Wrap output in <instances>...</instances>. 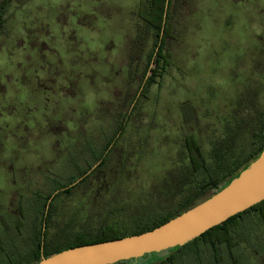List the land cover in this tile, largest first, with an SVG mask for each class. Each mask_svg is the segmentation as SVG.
<instances>
[{"label": "rangeland", "instance_id": "374dc122", "mask_svg": "<svg viewBox=\"0 0 264 264\" xmlns=\"http://www.w3.org/2000/svg\"><path fill=\"white\" fill-rule=\"evenodd\" d=\"M138 2L44 0L33 8L34 0H10L5 5L1 248L31 243L34 201L88 165L129 109L153 44L151 31L137 19ZM172 3L170 64L143 90L124 130L103 153V164L92 166L84 182L54 200L46 228L51 250L82 230L120 225L123 215L130 219L152 205L166 207L173 197L161 191L188 174L186 135L195 136L207 159L221 142L219 150L233 154L246 145L255 116L263 112L261 0ZM156 69L152 64L148 74ZM241 227L235 234L239 264H264V224L254 215ZM211 252L197 242L175 254L182 260L174 264H211ZM6 262L0 251V264ZM223 264H231L229 258Z\"/></svg>", "mask_w": 264, "mask_h": 264}, {"label": "trees", "instance_id": "16d2710c", "mask_svg": "<svg viewBox=\"0 0 264 264\" xmlns=\"http://www.w3.org/2000/svg\"><path fill=\"white\" fill-rule=\"evenodd\" d=\"M165 1L166 0H139L138 2L136 10L137 19L143 25L145 32L147 33L151 31L153 36L152 49L148 55L142 75L138 80L139 95L138 92L134 95L129 109H127L121 116V119L116 122L113 133L106 137L105 143L98 149L96 155L93 153L92 160L87 163L88 165L80 168L77 175L73 176L66 182H54L55 185L52 186L47 195H39V199L34 201L35 216L33 218L34 227L30 233L31 243L28 244L26 248H17V250L14 248L15 245L11 246L9 249L0 247V251L4 252L7 258V262L5 264H36L42 256H49L69 247L111 240L150 230L221 189L241 169L255 159L264 148V109L260 115L255 116L246 145L238 147L233 154L228 152L225 153L227 150H219L221 142L214 148V156L212 159H207L195 136L192 134L186 135L184 142L189 160L188 174L184 173L181 175V177H179L173 185H170L171 182H168L165 189L161 191V194L164 197H173L168 202L166 207H160V205L145 207L140 215H131L130 219H127L126 216L123 215L121 218L122 220H125V222L120 225L101 223L95 229H87L75 233L61 244H54V248L52 250L50 249L51 244L48 243L46 228L49 222V214L51 208L53 207L54 200L62 194L68 193L73 186L84 182L89 177L87 172L91 166H94V169H98L103 164V159H101L103 153L112 140L116 136L118 137L124 130L123 127L129 120V116L131 115L141 92L146 89L149 84L157 82L155 77H162L166 67L170 64V52L167 49L166 43L168 39L172 38L170 17L172 15L171 11L174 5L172 0H168L165 18L163 19ZM8 2H10V0H5L2 5H0V24L3 22L2 15L4 13L5 5ZM152 64H157V69L153 74H148ZM230 141L231 138L228 139V142ZM226 147L229 148V145H226ZM48 201L49 203L46 212L45 209ZM262 202L264 203V199ZM262 202L260 201V203L258 202L244 211L229 217L225 222L211 227L184 245L169 248L167 250L166 257H159V255L152 253L144 255V257L138 259L137 264L144 261L148 264H174L175 260H182L180 257L175 259V254L179 253L183 249H187L190 245H196L197 242H205L203 234H207L209 230L214 232L212 236L213 240L210 243L212 251V258L210 259L211 264H223L224 258H232V264H239L238 259H236V255H233L230 249L231 242L236 240L233 238V235H235L233 231L236 228L233 231L230 229L237 225L238 221L236 217L243 214L245 217H248L246 219H249V212L254 210L256 207H261ZM45 213L46 216L44 215ZM260 215L262 218L261 221L264 224V208L261 209ZM44 217L46 223L44 229L43 248L41 249L42 223ZM19 224H21L20 221ZM224 225L226 226L225 231L223 228ZM244 225H246V223ZM247 233L249 232L244 234ZM220 243H227L226 253L222 254L220 252V249L218 248ZM131 261L132 259L121 260L113 264H129Z\"/></svg>", "mask_w": 264, "mask_h": 264}, {"label": "water", "instance_id": "95a60500", "mask_svg": "<svg viewBox=\"0 0 264 264\" xmlns=\"http://www.w3.org/2000/svg\"><path fill=\"white\" fill-rule=\"evenodd\" d=\"M263 199L264 148L221 189L162 224L138 234L69 247L42 256L36 264H113L121 260L138 259L146 254L181 246ZM44 225L45 217L41 249Z\"/></svg>", "mask_w": 264, "mask_h": 264}, {"label": "flooded vegetation", "instance_id": "af4514ba", "mask_svg": "<svg viewBox=\"0 0 264 264\" xmlns=\"http://www.w3.org/2000/svg\"><path fill=\"white\" fill-rule=\"evenodd\" d=\"M140 79V77H138V80ZM142 91V90H141ZM138 92V91H137ZM143 92V91H142ZM141 92V93H142ZM138 95H139V92H138ZM141 95V94H140ZM140 97V96H139ZM138 100H139V98H138ZM137 100V101H138ZM92 167V166H91ZM94 167V166H93ZM263 200H261V202H262ZM260 203V202H259ZM264 208V203L262 202V206L261 207H256L254 210H251L249 213H250V218L251 219H254V215L256 216V217H258L259 219H260V221H261V215H260V212H261V209H263ZM46 216V215H45ZM237 218V221H238V223H237V225L234 227V228H232V229H230L231 231H233L235 228V230L233 231L235 234H238V233H241V229H243L242 227H241V224H245L246 223V218L247 217H245V215H243V214H241V215H239L238 217H236ZM226 221V220H225ZM224 221V222H225ZM45 223H46V221H45ZM223 223V222H222ZM263 223V222H262ZM224 231H225V229H226V226L224 225ZM44 229H45V225H44ZM244 230V229H243ZM250 230H251V226L248 228V230H244V232L246 233V232H250ZM213 231L212 230H209L208 232H207V234H203V238L205 239V242H202V243H199V244H202V245H204L206 248H208V249H211V241L213 240V238H212V236H213ZM233 234V233H232ZM233 238H235V235H233ZM184 245V244H183ZM241 245V243L236 239V240H234V242H231V247H230V249H231V253L233 254V255H236L237 253H236V247H238V246H240ZM176 247V246H175ZM43 248V247H42ZM218 248L219 249H224L225 250V252H221L222 254L223 253H226V250H227V243H220L219 245H218ZM167 250L168 249H166V250H163V251H160V252H158V253H155V254H157V255H159V257H166L167 255ZM146 255H148V254H146ZM164 255V256H163ZM225 255V254H224ZM142 257H144V256H142ZM142 257H140V258H142ZM158 257V258H159ZM140 258H138V259H140ZM138 259H132V261L131 262H133V263H129V264H137V260ZM224 260V262L227 260V259H223ZM229 261H230V263H231V261H232V258H229ZM156 262H157V260H156ZM139 264V263H138ZM140 264H148V263H146V261H144V262H142V263H140ZM232 264V263H231Z\"/></svg>", "mask_w": 264, "mask_h": 264}, {"label": "clouds", "instance_id": "9594fccd", "mask_svg": "<svg viewBox=\"0 0 264 264\" xmlns=\"http://www.w3.org/2000/svg\"><path fill=\"white\" fill-rule=\"evenodd\" d=\"M43 2H44V0H34V4L31 5L30 7L34 8L35 5L41 4ZM52 3L53 4H59V3H61V0H52ZM261 4H262V6H264V0H261Z\"/></svg>", "mask_w": 264, "mask_h": 264}]
</instances>
